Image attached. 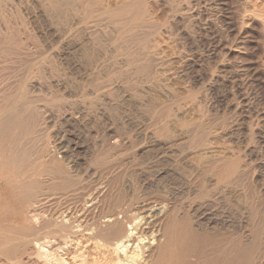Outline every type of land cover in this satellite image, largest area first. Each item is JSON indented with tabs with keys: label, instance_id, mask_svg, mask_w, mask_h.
Returning <instances> with one entry per match:
<instances>
[{
	"label": "rangeland",
	"instance_id": "1",
	"mask_svg": "<svg viewBox=\"0 0 264 264\" xmlns=\"http://www.w3.org/2000/svg\"><path fill=\"white\" fill-rule=\"evenodd\" d=\"M95 193L163 206L184 264H264V0H0V264Z\"/></svg>",
	"mask_w": 264,
	"mask_h": 264
},
{
	"label": "bare ground",
	"instance_id": "2",
	"mask_svg": "<svg viewBox=\"0 0 264 264\" xmlns=\"http://www.w3.org/2000/svg\"><path fill=\"white\" fill-rule=\"evenodd\" d=\"M100 196L98 193L91 194L87 198L88 201L85 199L87 201V203L84 204L85 207L80 209H69L61 215V224L63 227L69 228V230L75 229L73 232L74 234L69 236V241L59 237H47L45 241L36 240L34 242L33 251H35L34 253L36 255L44 259L42 264H63L65 260L59 259V251L66 250L78 236L81 239H83V237L94 239L97 237L99 238V236L103 238V243L101 242L102 245L98 246L101 260H95L94 264H181L179 259L182 264H184V256L181 258L176 255L173 256V253V255H170L171 253L169 254V252V255L165 253V246H167L169 242L163 244L162 237H166L171 228L170 226L168 227V225H163V206L147 204L141 206L136 211H132V208V210L120 209L121 211H116L117 213L108 210V212H106L105 208L101 207L103 205H101L102 198L100 199ZM114 205L113 207H115ZM87 207L92 209L94 213L92 219L88 218L90 213L88 215L86 214L85 208ZM44 212L45 211H43V213ZM34 216L38 217L39 215L36 214ZM187 248L189 249V247ZM86 255L83 253L81 264H90ZM16 264L26 263L19 261Z\"/></svg>",
	"mask_w": 264,
	"mask_h": 264
}]
</instances>
